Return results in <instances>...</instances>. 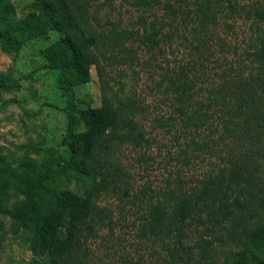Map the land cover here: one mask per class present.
I'll use <instances>...</instances> for the list:
<instances>
[{
	"label": "trees",
	"instance_id": "16d2710c",
	"mask_svg": "<svg viewBox=\"0 0 264 264\" xmlns=\"http://www.w3.org/2000/svg\"><path fill=\"white\" fill-rule=\"evenodd\" d=\"M90 2L32 0L17 18L13 4L0 0V50L15 52L56 32L53 68L67 86L87 81L91 65L102 90L109 85L104 63L132 73L147 69L149 91L165 109L153 110L158 106L120 81L105 105L65 106L66 150L57 173L0 158V249L9 233L26 242L34 263L88 264L87 240L116 226L111 210L98 203L112 196L120 208L140 211L132 226L155 257L152 264H264V217L254 210L255 196L246 189L253 177L243 164L264 148V0H102L116 19L121 10L129 19L120 25L105 16L98 31L88 20ZM19 89L0 72V91ZM10 102L1 101L0 110ZM143 120L167 141L147 135ZM120 145L137 149L142 172L162 169L160 185L146 181L133 189L113 155ZM202 163L208 170L194 179L188 172ZM58 177L73 188L54 187Z\"/></svg>",
	"mask_w": 264,
	"mask_h": 264
},
{
	"label": "rangeland",
	"instance_id": "374dc122",
	"mask_svg": "<svg viewBox=\"0 0 264 264\" xmlns=\"http://www.w3.org/2000/svg\"><path fill=\"white\" fill-rule=\"evenodd\" d=\"M9 1L14 6L15 17L20 18L27 14L32 0ZM90 1L88 20L96 31L105 16L110 17V21H118L120 25H125L129 19L128 12L121 10L123 14L116 19L115 11L111 10L109 13L108 8L100 6L102 0ZM112 16L114 19L111 18ZM56 38V32L48 31L23 42L15 52L7 54L0 50V72H8L20 84L18 91H0V102L13 100L0 110V158L11 164H15L18 160L32 161L35 169H46L53 173L58 172L60 158L66 150L63 135L67 129L68 117L65 106L68 103L76 102L80 106L86 103L92 106L105 105L114 98L112 91L119 89L121 85L118 82L121 81L123 89L130 90L131 87L133 92L145 102L158 106L153 110L161 112L165 109L156 102V96L149 91L151 80L147 77V69L142 70L137 67L132 73V69H128L125 65L104 63L103 69L106 71L105 77L109 78V85L102 90L98 83L96 68L91 65L87 81L67 86L61 81L59 71L53 68L58 63ZM142 123L144 129L150 131L147 135H155L156 140L167 141V137H164L159 130H149L148 120H143ZM78 129H82V126L78 125ZM259 147L243 159V164L251 170L253 185H246V189L254 194V210L258 217L262 218L264 217V148L260 145ZM157 150V146L152 144L148 151L154 154ZM137 152V149H132L128 145H120L113 152L124 170L129 173L133 189L146 181L160 185L165 173L162 169L153 166L145 173L142 172L141 166L134 160ZM211 160L218 162V165L222 164L215 158ZM207 168L206 163L195 164L188 173L192 174L194 179H199L208 170ZM214 171L215 167L210 170L211 174ZM52 185L57 188H73L72 183L64 181L62 177L56 178ZM98 203L111 210L116 226L112 234H109L106 228H102L95 238L87 240L88 264H152L155 257L150 254L151 250L147 243L135 234L136 229L132 226L138 221L137 217L140 215L138 208L130 204H124L120 208L121 203L112 196H100ZM6 224L7 220L4 219V228ZM222 238H225L224 231ZM220 250L222 248L218 247L219 255H221ZM0 264L37 263H34L32 254L21 237L6 233L0 249Z\"/></svg>",
	"mask_w": 264,
	"mask_h": 264
}]
</instances>
